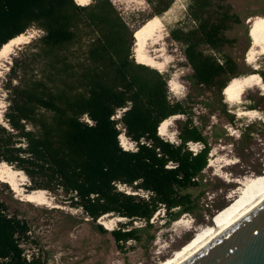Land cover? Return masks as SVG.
I'll return each instance as SVG.
<instances>
[{
  "label": "trees",
  "instance_id": "1",
  "mask_svg": "<svg viewBox=\"0 0 264 264\" xmlns=\"http://www.w3.org/2000/svg\"><path fill=\"white\" fill-rule=\"evenodd\" d=\"M147 1L160 16L174 2ZM231 8L223 0H194L191 17L198 24L170 30L183 45L190 79L218 91L222 102L238 67L235 58L220 54L232 42L226 31L240 22ZM31 27L43 33L14 57L7 74L0 161L29 177V192H52L93 221L107 214L127 218L111 230L119 247L141 239V228L127 227L135 220L148 228L161 208L173 220L194 212L197 200L189 190L203 185L212 150L207 124L194 122L190 94L186 99L172 96L170 74L137 61L136 28L115 3L0 0V49ZM175 115L186 118L178 120V138L171 141L159 134V126ZM235 115L229 116L234 124ZM244 130L245 136L252 133ZM121 134L135 148H125ZM189 142L204 147L195 152ZM7 190L10 185L0 182V264H40L36 254H26L31 225L3 199Z\"/></svg>",
  "mask_w": 264,
  "mask_h": 264
},
{
  "label": "rangeland",
  "instance_id": "2",
  "mask_svg": "<svg viewBox=\"0 0 264 264\" xmlns=\"http://www.w3.org/2000/svg\"><path fill=\"white\" fill-rule=\"evenodd\" d=\"M77 1L88 4L92 0ZM112 1L136 29L150 18L158 16L161 19L160 41L156 43L149 38L144 47V52L154 62H146L170 74L169 86L173 97L186 99L190 94L189 101L195 112L194 122L200 124L203 120L207 124L205 134L212 147L209 163L201 176L203 185L189 190L197 200V207L194 212L184 213L176 220L169 219L161 208L148 228L144 221L135 220L127 227L141 228V239L130 240L119 247L111 230L119 227V222H127V218L118 220L107 214L103 219L101 217L93 221L82 209L58 201L54 193L47 190L51 202L37 204L22 198L10 183L0 179V182H7L11 188L3 195V199L10 204L12 211L27 219L31 225L32 241L23 246L28 257L34 253L40 258V264H164L178 250L188 247L204 231L213 227L218 218L225 214L223 212L238 205L248 195L256 179L264 177V88L261 85L247 87L240 101L230 102L225 97L223 102L228 104L231 112L226 113L218 91L201 88L190 79L192 69L187 65L183 45L171 37V29H190L198 24L191 17L194 0H174L171 8L161 16L154 14L147 0ZM223 3L231 5L232 12L239 16L240 22H234L226 31L232 42L224 46L221 57L231 56L238 61L233 78L257 73L264 85V53L257 54L254 60H248V51L252 46L250 19L264 16V0H223ZM42 33L35 27L28 29L24 32L26 38L10 55L8 68L0 77V121L5 122L8 105L5 84L13 59L26 51L28 45ZM136 59L139 61L137 55ZM173 81L179 82L180 91L172 88ZM245 110L250 111V114L240 113ZM230 114H236V124L229 121ZM169 118V131L161 135L177 141L178 120H185L186 117L175 115ZM245 128L252 133L245 136ZM121 143L125 148H135L127 141L123 143L122 139ZM199 149L193 148L194 151ZM30 184L28 177L22 184L24 192H29ZM119 188L135 192L124 185H119ZM141 194L147 196L145 192ZM111 218L114 222L109 220ZM101 224L107 232L99 229Z\"/></svg>",
  "mask_w": 264,
  "mask_h": 264
},
{
  "label": "bare ground",
  "instance_id": "3",
  "mask_svg": "<svg viewBox=\"0 0 264 264\" xmlns=\"http://www.w3.org/2000/svg\"><path fill=\"white\" fill-rule=\"evenodd\" d=\"M83 2L86 0H82ZM161 19L156 16L154 18L148 19L145 23H143L138 29L135 31V46L134 50L136 55L139 58V62L149 63L146 60L154 62V59L149 57L144 52V47H146V42L149 38H152L154 42H158L161 39V28H159V24L162 23ZM251 29L250 35L252 39V46L248 51V60L256 59L257 54L264 53V16H256L250 19ZM162 27V26H161ZM165 29V28H164ZM166 30V29H165ZM163 31V30H162ZM163 34V33H162ZM164 36V35H163ZM26 38L25 34L22 33L14 38H12L9 42L4 44L0 49V77L3 75L4 71L8 68V63L10 62V55L14 52L16 46L21 43ZM163 38V37H162ZM151 41V40H150ZM262 77L257 73H252L246 76H240L233 78L228 86L225 89V97L227 101L234 102L240 101L243 93L245 92L247 87L261 85L264 88V85L261 81ZM172 88L176 91L181 90V85L177 81H173L171 84ZM250 111L245 110L240 113L248 114ZM250 114V113H249ZM179 116V115H176ZM170 118L165 119L159 126L160 134H166L170 128ZM123 143H126V139L124 134L120 135ZM11 165L7 164L5 161L0 162V179L7 181L11 184L12 188L19 193L22 198L36 202L37 204H49L51 202L50 197L47 195V191L44 189L33 190L30 192H24L22 188L25 180L28 179V176L22 170H15ZM245 181V180H244ZM241 184H244V182ZM264 195V177L256 179L255 184L251 187L250 192L246 195L238 205L234 206L231 210L223 214L218 218L213 227L208 228L204 233H202L197 239L193 240L190 245L186 248L178 250L175 255L168 259L164 264H173L179 259H181L184 255L189 253L196 245H198L203 240L207 239L212 233L220 226L227 223L231 220L237 213H239L242 209L247 207L251 202H253L256 198ZM106 216V215H105ZM104 217L102 216V219ZM116 219L121 220L122 217H116ZM114 222V219H109ZM109 221V222H110ZM108 222V221H107Z\"/></svg>",
  "mask_w": 264,
  "mask_h": 264
},
{
  "label": "water",
  "instance_id": "4",
  "mask_svg": "<svg viewBox=\"0 0 264 264\" xmlns=\"http://www.w3.org/2000/svg\"><path fill=\"white\" fill-rule=\"evenodd\" d=\"M173 264H264V195Z\"/></svg>",
  "mask_w": 264,
  "mask_h": 264
},
{
  "label": "built area",
  "instance_id": "5",
  "mask_svg": "<svg viewBox=\"0 0 264 264\" xmlns=\"http://www.w3.org/2000/svg\"><path fill=\"white\" fill-rule=\"evenodd\" d=\"M123 110H125V109H123ZM121 112H122V111L119 112L118 116H120ZM126 141H127L128 143H130V145H131L132 147H134V146L136 145L135 142L130 141L127 137H126ZM124 147H125V146H124ZM197 147H199V148H203V147H204V144H203V143H200V142H196V143H194V142H189V148H190V149L193 150V148H197ZM196 151H197V150H195V152H196Z\"/></svg>",
  "mask_w": 264,
  "mask_h": 264
}]
</instances>
